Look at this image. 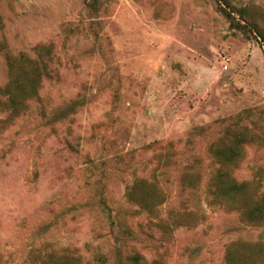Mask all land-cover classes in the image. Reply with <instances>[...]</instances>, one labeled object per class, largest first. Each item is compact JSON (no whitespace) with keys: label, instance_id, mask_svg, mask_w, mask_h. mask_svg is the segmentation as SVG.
Returning <instances> with one entry per match:
<instances>
[{"label":"rangeland","instance_id":"374dc122","mask_svg":"<svg viewBox=\"0 0 264 264\" xmlns=\"http://www.w3.org/2000/svg\"><path fill=\"white\" fill-rule=\"evenodd\" d=\"M227 1L264 34V0ZM99 2L0 0V45L50 44L54 72L17 117L0 105V264H225L234 241L264 245L211 186L214 149L248 131L232 176L264 193L262 38L217 0ZM139 179L164 194L155 215L127 199Z\"/></svg>","mask_w":264,"mask_h":264},{"label":"trees","instance_id":"16d2710c","mask_svg":"<svg viewBox=\"0 0 264 264\" xmlns=\"http://www.w3.org/2000/svg\"><path fill=\"white\" fill-rule=\"evenodd\" d=\"M229 7L227 0H222ZM99 0H86L88 11L95 13L99 9ZM218 8L230 21V25L243 28L249 33L256 30L262 38L264 34L257 26L247 18V11L236 12L246 23L241 24L218 2ZM7 65L8 80L0 86V105L9 116L17 117L22 111L27 110L30 101H40L39 90L43 80L54 77L51 62L53 61V49L50 44H39L34 47L35 57L20 51L17 54L0 45ZM254 136L248 131L234 133L230 144L216 147L213 151L219 169L212 179V195L217 203H226L229 208L237 211L241 217L250 223L264 221V193H256L250 188L247 181H237L232 176V168L238 165L242 153V145L251 141ZM127 199L136 205L142 212L155 215L158 207L164 202L165 197L157 184L148 182L146 179L137 180L128 190ZM253 246V248H252ZM264 255V245L256 243L251 245L242 241H234L227 245L224 254L225 264H250L252 258L260 259ZM78 256H52L49 264H79ZM133 264H160L155 260L150 263L144 261L139 254L129 257Z\"/></svg>","mask_w":264,"mask_h":264}]
</instances>
